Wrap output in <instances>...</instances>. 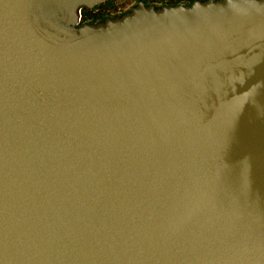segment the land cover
I'll return each mask as SVG.
<instances>
[{"label":"water","instance_id":"95a60500","mask_svg":"<svg viewBox=\"0 0 264 264\" xmlns=\"http://www.w3.org/2000/svg\"><path fill=\"white\" fill-rule=\"evenodd\" d=\"M0 0V264H264V0Z\"/></svg>","mask_w":264,"mask_h":264},{"label":"flooded vegetation","instance_id":"af4514ba","mask_svg":"<svg viewBox=\"0 0 264 264\" xmlns=\"http://www.w3.org/2000/svg\"><path fill=\"white\" fill-rule=\"evenodd\" d=\"M219 0H104L93 7L81 6L78 8V25L104 24L107 19L120 18L131 13L135 8L144 6L160 10L172 6H190L195 2H209Z\"/></svg>","mask_w":264,"mask_h":264}]
</instances>
